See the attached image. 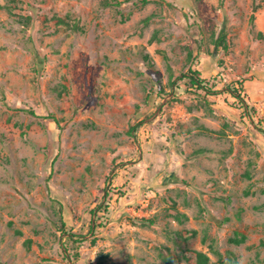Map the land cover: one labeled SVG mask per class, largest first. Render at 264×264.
I'll use <instances>...</instances> for the list:
<instances>
[{
	"label": "rangeland",
	"instance_id": "obj_1",
	"mask_svg": "<svg viewBox=\"0 0 264 264\" xmlns=\"http://www.w3.org/2000/svg\"><path fill=\"white\" fill-rule=\"evenodd\" d=\"M263 130L264 0H0V264H264Z\"/></svg>",
	"mask_w": 264,
	"mask_h": 264
},
{
	"label": "trees",
	"instance_id": "obj_2",
	"mask_svg": "<svg viewBox=\"0 0 264 264\" xmlns=\"http://www.w3.org/2000/svg\"><path fill=\"white\" fill-rule=\"evenodd\" d=\"M221 37H223V36H221ZM196 74L197 73L195 72V74H191L190 76L184 75V77L190 81V84H192V85H198L199 87H202V81L203 80H201L200 78H198L196 76ZM228 90L235 97H239V94H237V91L238 90L236 88L230 87V88H228ZM24 111H26V110H24ZM27 112H29V114H31L33 116H36V114L32 110L27 111ZM133 130H134V128H133ZM262 132L264 133V130ZM242 239L243 238H241L240 240H237V241L235 240V241L236 242H238V241L240 242ZM194 255H195V258H196V260L198 261L199 264H205V263H207L208 257L205 254H202L200 252H194ZM167 264H174V258L169 257L168 260H167ZM216 264H236L235 256H234V254L231 253L229 255V257H228L227 260H219Z\"/></svg>",
	"mask_w": 264,
	"mask_h": 264
}]
</instances>
